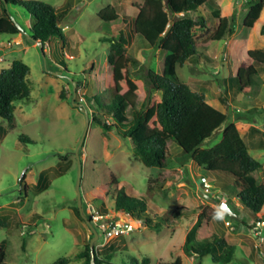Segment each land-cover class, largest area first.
<instances>
[{
	"label": "rangeland",
	"instance_id": "rangeland-1",
	"mask_svg": "<svg viewBox=\"0 0 264 264\" xmlns=\"http://www.w3.org/2000/svg\"><path fill=\"white\" fill-rule=\"evenodd\" d=\"M45 1L59 13L65 12L61 20L64 39L58 35L53 37L45 46L46 53L30 40L23 39L21 43L15 38L12 42L9 35L0 34V71L15 59L23 60L30 67L31 87L30 99L17 103L12 122L0 117V220L4 223L0 224V243L7 252L6 264H51L66 256L71 258L70 264H86V254L90 251L94 255L96 251L100 255L115 253L112 264H131L135 258L142 261L146 257L150 258V264H170L178 256L182 257V264H264V242L262 253L257 247L260 239L252 231L254 217L242 208L236 197L228 194L233 182L230 173L205 174L195 162L184 163L178 155L180 146L171 140L172 166L148 167L135 155L131 139L122 134L121 128L106 130L94 120V117L108 116L94 97L103 104L113 96L112 91L105 92L103 87L102 71L109 47L106 38H118L120 33L128 38V55L140 60L132 68L133 77L144 79L149 68L161 72L164 67L165 52L157 46L144 47L142 37L133 33V19L144 0ZM216 2L222 15L231 22V33L221 40H213L218 19L211 7L202 6L198 14L209 25L195 27L194 33L199 42L209 47L205 53L178 66V77L193 90L204 92L210 104L228 112L249 144L250 154L263 163L256 177L264 183V67L250 93L236 92L229 80L240 67L251 63L248 50L264 48L261 33L264 9L256 22L259 25L247 28L243 22L248 0ZM110 5L120 17L106 23L99 12ZM10 12L20 24L29 26L26 10L11 5ZM78 87L81 91L76 90ZM79 92L86 97L85 103L78 101ZM143 102L144 97L138 99L137 109ZM127 112L132 117L131 107ZM251 126L258 131L250 133ZM219 139L218 136L204 146L213 145ZM62 168L66 172L57 175ZM203 174L213 185L210 194L216 197V203L201 194L206 191L201 182ZM113 179L128 194L144 200L155 220L175 211L180 216L155 229L126 214L117 215L112 195L102 200L93 194L94 188L107 185ZM149 186L152 191L148 190ZM222 197L243 220L237 222L218 208ZM101 205L108 210L103 221L131 223L133 229L120 236L107 237L97 228L98 237L93 239L88 222L96 226L92 215L95 210L101 212ZM206 206L219 211L211 228L233 246L231 262H214L210 254L196 262L184 253L186 236L200 208ZM76 207L84 217H79ZM24 225L32 231L23 233ZM260 230L264 239V226Z\"/></svg>",
	"mask_w": 264,
	"mask_h": 264
},
{
	"label": "trees",
	"instance_id": "trees-1",
	"mask_svg": "<svg viewBox=\"0 0 264 264\" xmlns=\"http://www.w3.org/2000/svg\"><path fill=\"white\" fill-rule=\"evenodd\" d=\"M11 5L28 12V27L13 17ZM204 5L211 7L212 14L218 19V27L212 39H223L232 31L231 22L222 15L216 0H144L138 5V14L132 23L134 35L142 37L144 47L157 46L165 52L162 71L149 68L144 79L132 75V68L137 67L140 60L128 55V38L120 33L118 38L113 36L105 39L109 42V47L102 71L103 87L105 92L112 91L113 96L108 103L103 104H100L98 97L94 99L98 107L112 118L94 117V120L106 130L121 128L122 134L131 139L135 155L148 167L172 166L169 146L171 140L180 146L178 155L184 163L189 160L195 162L204 169L205 174L214 171L230 173L233 182L228 187V194L236 197L254 220L264 221V183L254 176L255 172L262 169L263 163L250 154L245 137L228 112L210 104L204 92L193 90L178 77V66H183L193 56L205 53L209 47V44L199 42L194 33L195 27L205 28L209 25L208 20L198 14ZM263 9L264 0H248L244 26L252 28ZM64 15L65 12L59 13L55 6L45 0H0V34H7L10 38L22 36L24 40H30L34 44L41 42L46 53L45 46L53 37L58 35L64 39L61 26ZM99 17L104 22L111 23L120 15L110 5L99 12ZM170 22L172 26L168 30ZM261 33L264 34V25ZM247 57L251 63L240 67L236 75L229 79L236 92H252L256 78L261 74L260 69L264 67V48L248 50ZM29 73V65L21 59H15L9 67L0 71L2 119L12 122L17 103L30 99ZM61 97L64 98L63 91ZM142 97V107L137 109V101ZM129 107L133 109L132 117L127 112ZM1 131L5 132L3 129ZM256 131L255 126L249 129L250 133ZM218 136L220 139L215 144L204 146ZM24 140L29 141L27 138ZM66 170L62 168L57 175ZM148 190L152 191L151 186ZM93 194L96 199L102 200L112 195L117 215L127 214L150 228L160 229L172 218L180 216L175 211L155 220L148 213L147 203L128 194L123 186H118L115 179L107 185L94 188ZM100 207L102 214H108L103 205ZM232 210L238 215V219L228 215L229 218L237 222L243 220L239 217V212ZM75 211L79 217H83L78 207ZM262 212V216H258ZM218 213L212 206L200 208L197 220L186 236L184 253L193 257L196 262H200L208 254L214 262L228 263L232 260L233 246L225 236L211 228V222ZM0 224L4 223L0 220ZM86 256V264H112L115 253L100 255L96 251L94 255L90 251ZM6 257L5 246L0 243V264H6ZM70 262L71 258L66 256L51 264ZM182 262V257L178 256L170 264ZM150 263V258L146 257L142 261L135 258V262L131 264Z\"/></svg>",
	"mask_w": 264,
	"mask_h": 264
},
{
	"label": "built area",
	"instance_id": "built-area-1",
	"mask_svg": "<svg viewBox=\"0 0 264 264\" xmlns=\"http://www.w3.org/2000/svg\"><path fill=\"white\" fill-rule=\"evenodd\" d=\"M76 90L77 91H81V87L80 88L78 87ZM77 91L75 92V95H76ZM79 93H80V96L78 98V101L81 102V103H85L86 102V97L83 96L81 94V92H79ZM206 178H208V177L205 176V175H201V182L204 183L206 191L209 192L208 194H210L211 193L210 189L213 187V185L210 184L208 181H206ZM206 191H205V193H207ZM222 199L224 201L226 200L225 197H222ZM105 215L106 214H102L101 212H99V210H95V214H93L92 217H93V221L96 224L97 228H99L101 230V232L103 234H105L107 237L120 236L125 231H129V230L133 229V225L131 223L130 224L129 223L118 224L117 222H113V221L105 222V221H103ZM227 224L229 225L230 222H227ZM261 226H264L263 221L255 220L254 221V227L252 228V231L254 232V235L258 236V238L260 239V243L257 244V247L260 249V252L263 253V250H261V245L264 242V239H263L262 231L260 230ZM27 231H28V233H30L32 230L29 229V226L24 225L23 226V233H27Z\"/></svg>",
	"mask_w": 264,
	"mask_h": 264
},
{
	"label": "water",
	"instance_id": "water-1",
	"mask_svg": "<svg viewBox=\"0 0 264 264\" xmlns=\"http://www.w3.org/2000/svg\"><path fill=\"white\" fill-rule=\"evenodd\" d=\"M171 26H172V22H170V24H169V27H168V30L171 28ZM168 30L167 31H165V33H164V35H166L167 34V32H168ZM38 46H40L41 47V49H42V52L44 53V48H43V44L41 43V42H37L36 43ZM74 105H79L78 103L76 104H74ZM87 125H88V122H87ZM86 133V132H85ZM85 135V134H84ZM84 139V138H83ZM82 139V140H83ZM78 167H79V170L81 171V162H80V160L78 159ZM79 179H80V177L78 178V181H79ZM77 190H78V200H79V202L81 201V198H80V191H79V186H77ZM201 194L203 195V196H205L209 201H211V202H213V203H216V198L214 197V196H211L210 194H208V193H205V192H201ZM218 208L220 209V210H223L227 215H229V216H231L232 218H235V219H238V215L232 210V208L230 207V205L226 202V201H224V200H220L219 202H218ZM82 214V213H81ZM82 216H83V214H82ZM84 217V216H83ZM88 224H89V226L91 227V229H92V232H93V234H94V238L93 239H96L97 237H98V232H97V229L93 226V224L92 223H90V222H88ZM93 250V249H92ZM93 252H94V250H93ZM94 263V262H93Z\"/></svg>",
	"mask_w": 264,
	"mask_h": 264
},
{
	"label": "crops",
	"instance_id": "crops-1",
	"mask_svg": "<svg viewBox=\"0 0 264 264\" xmlns=\"http://www.w3.org/2000/svg\"><path fill=\"white\" fill-rule=\"evenodd\" d=\"M257 21H258V20H257ZM257 21H256V22H257ZM255 24H256V23H255ZM15 38L18 40V42L21 41V43H23V37H22V36L13 37V38L10 39V41L13 42V40H16ZM19 44H20V43H19ZM247 144H248V143H247ZM248 146H249V144H248ZM262 149H263V148H262ZM249 150H250V146H249ZM256 173H257V172L254 173V176H255V177H256ZM203 175H205V174H203ZM205 176H206V175H205ZM256 178H257V177H256ZM257 179H258V178H257ZM242 208H243V207H242Z\"/></svg>",
	"mask_w": 264,
	"mask_h": 264
},
{
	"label": "bare ground",
	"instance_id": "bare-ground-1",
	"mask_svg": "<svg viewBox=\"0 0 264 264\" xmlns=\"http://www.w3.org/2000/svg\"><path fill=\"white\" fill-rule=\"evenodd\" d=\"M136 225V223H134Z\"/></svg>",
	"mask_w": 264,
	"mask_h": 264
}]
</instances>
